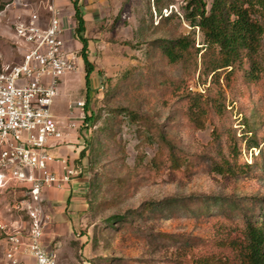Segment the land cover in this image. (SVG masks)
Returning a JSON list of instances; mask_svg holds the SVG:
<instances>
[{
    "label": "rangeland",
    "instance_id": "obj_1",
    "mask_svg": "<svg viewBox=\"0 0 264 264\" xmlns=\"http://www.w3.org/2000/svg\"><path fill=\"white\" fill-rule=\"evenodd\" d=\"M190 1L0 0V72L22 60L17 25L33 13L49 17L53 5L64 11L60 19L72 38L65 36L66 47L78 57L77 70L59 81L51 114L65 125V138L69 131L77 134L81 148L74 162L56 160L60 170L54 171L63 176L76 168V178L88 176V209L76 223L61 217L67 227L50 240L58 264L233 258L217 242L236 235L246 213L264 201V80L246 84L239 74L230 87L213 85L211 77L199 78L203 52L195 73L168 64L157 49L179 34L193 35L202 48V34L182 17ZM203 2L209 10L213 0ZM76 10L85 20L86 48L77 35ZM262 45L264 51V37ZM191 100L209 112L202 130L187 116ZM77 102L85 103L84 119ZM253 144L258 147L249 148ZM226 160L237 169L234 175L214 171ZM24 195L0 190L1 220L28 221L12 207ZM4 238L0 232V264Z\"/></svg>",
    "mask_w": 264,
    "mask_h": 264
},
{
    "label": "built area",
    "instance_id": "obj_2",
    "mask_svg": "<svg viewBox=\"0 0 264 264\" xmlns=\"http://www.w3.org/2000/svg\"><path fill=\"white\" fill-rule=\"evenodd\" d=\"M60 14L53 5L49 17L33 13L21 21L16 38L25 48L22 60L0 72V190L25 192L12 207L28 219L16 225L0 219L5 236L2 264H58L43 241L49 221L43 192L61 190L79 175L74 168L58 176L52 168L57 159L51 149L66 135L52 118L51 106L59 81L79 64L76 54L66 47L68 29ZM46 77L49 81L44 83ZM75 108L81 111L78 118L84 119L85 103L77 102ZM76 126L72 122L71 127Z\"/></svg>",
    "mask_w": 264,
    "mask_h": 264
},
{
    "label": "trees",
    "instance_id": "obj_3",
    "mask_svg": "<svg viewBox=\"0 0 264 264\" xmlns=\"http://www.w3.org/2000/svg\"><path fill=\"white\" fill-rule=\"evenodd\" d=\"M182 17L193 31L199 30L202 34V48L196 47L193 35L179 34L171 40H164L157 49L168 64L180 65L184 71L193 67L196 73L197 57L203 52L199 78L211 77L213 85L224 83L230 87L239 74L246 84L264 80V0H213L209 10L203 0H191ZM76 20L77 35L86 48L87 41L82 36L86 31L85 21L77 10ZM85 64L89 74L93 71L91 64L87 60ZM208 113L201 101H190L187 116L197 129L205 128ZM257 147L253 144L249 148ZM172 162L179 163L174 156ZM232 166L226 160L216 164L214 171L219 175H234L237 169ZM244 217L243 227L234 230L236 235L229 233L217 242L218 246L230 250L235 255L233 258L204 257L194 259L193 263L264 264V201L260 206L254 205L251 214L246 213Z\"/></svg>",
    "mask_w": 264,
    "mask_h": 264
},
{
    "label": "crops",
    "instance_id": "obj_4",
    "mask_svg": "<svg viewBox=\"0 0 264 264\" xmlns=\"http://www.w3.org/2000/svg\"><path fill=\"white\" fill-rule=\"evenodd\" d=\"M75 2V0H73ZM69 4V2H68ZM71 4V2H70ZM60 12H64L63 9H59ZM47 17H43L45 19ZM85 21V20H84ZM65 18L63 19V24H65ZM67 28V26H65ZM67 32V37L71 40V35L69 34V29ZM74 29H71L73 33ZM70 109V108H69ZM79 115V114H78ZM60 120V118H57ZM60 120L58 126H65L61 124ZM72 124V122H71ZM69 139H65L61 144L55 149L56 155L54 157L60 161H75L78 157V151L81 147H77L75 143L79 144L80 141L77 138V134L73 131H69ZM79 148V149H78ZM52 150V149H51ZM52 168L57 172L60 170L58 164H54ZM85 173V167H83ZM82 173V172H81ZM88 176L84 175L79 178L71 180L70 183L66 184L61 190H56L53 188H46L43 192L44 205L48 215L51 216L50 222L46 225L45 235H44V245L48 251L54 253L50 249V240H53L65 231L68 222H78L85 219L86 212L88 209V203L86 200ZM62 218H68V222H62ZM71 220V221H70ZM71 222V223H72ZM55 254V253H54Z\"/></svg>",
    "mask_w": 264,
    "mask_h": 264
}]
</instances>
